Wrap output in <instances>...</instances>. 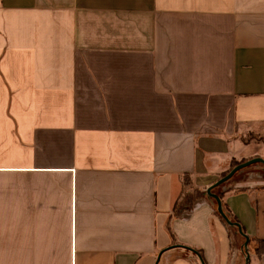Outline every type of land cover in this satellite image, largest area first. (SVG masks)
<instances>
[{
    "label": "crops",
    "instance_id": "obj_1",
    "mask_svg": "<svg viewBox=\"0 0 264 264\" xmlns=\"http://www.w3.org/2000/svg\"><path fill=\"white\" fill-rule=\"evenodd\" d=\"M263 132L264 0H0V264H264Z\"/></svg>",
    "mask_w": 264,
    "mask_h": 264
},
{
    "label": "trees",
    "instance_id": "obj_2",
    "mask_svg": "<svg viewBox=\"0 0 264 264\" xmlns=\"http://www.w3.org/2000/svg\"><path fill=\"white\" fill-rule=\"evenodd\" d=\"M241 162H244V161L243 160L242 161L234 160L233 163H232V167H234L235 165H237L238 163H241ZM229 170L224 172V173H222L221 176L227 174L229 172ZM240 171H238V172H240ZM238 172H236L235 175ZM235 175L233 177H235ZM233 177L231 179H233ZM182 179H183V192H182V194L179 197H177L175 199V201L173 203L172 212H171V219H172V217L173 218L174 217H180L183 214L191 211L192 208L195 205V202L206 195L205 191H203L202 189H200V188H198V187H196L194 185L193 180H192V178H191V176L189 174H184ZM230 180H228V181H230ZM222 185H224V184H221V185H219V186H217L216 188L213 189V192L217 193L220 196V198L223 197V193L220 191V187ZM187 186H190V189L188 191H187V189H185ZM212 201L214 203V212L216 213V215L219 216L228 227H231L220 216V214H219V212L217 210V202H216V200L212 199ZM222 202H223V208H224L225 212L229 215V218L232 221H237L236 218L230 213L227 204L224 201H222ZM233 228L237 230L236 227H233ZM167 229L173 235L170 222L167 224ZM240 237L243 239V242H244L245 241V237H243L242 235ZM253 241L254 240L250 239L249 244H248L249 247L251 245V251H253L255 254H259V253L263 252L264 251V240H259L258 239V240L255 241L256 242L255 244H254ZM198 252L201 255H203L201 251H198ZM195 257L198 259V257L196 255H195Z\"/></svg>",
    "mask_w": 264,
    "mask_h": 264
},
{
    "label": "water",
    "instance_id": "obj_3",
    "mask_svg": "<svg viewBox=\"0 0 264 264\" xmlns=\"http://www.w3.org/2000/svg\"><path fill=\"white\" fill-rule=\"evenodd\" d=\"M255 163L264 164V158H262V157H254L252 159H249V160H246L244 162L238 163L237 165L232 167L227 174L221 176L215 183H213L207 189V193L209 194V196L214 198L216 200V202H217V210H218L220 216L224 219V221L228 225L236 226L238 228L239 233L245 237V242H244V245H243L245 247V249L248 248V244H249V241H250L249 236L244 233V231H243V229H242V227H241L239 222L232 221L229 218V215L225 212V210L223 208L222 199L220 198V196L217 193L213 192V189L216 188L217 186L227 182L228 180H230L235 175V173L238 172L239 170H241V169H243V168H245L247 166H250L252 164H255ZM172 247H183V248H186V249L192 251L193 253H195L199 257L201 264H206L204 258L201 256V254L196 249H193V248L185 246V245H173V246H170V247H168L166 249L161 250L159 252L158 256H157L156 264L159 263L163 252L165 250H167V249L172 248ZM249 262H250V255H249V253H247L246 254V258H245V264H249Z\"/></svg>",
    "mask_w": 264,
    "mask_h": 264
},
{
    "label": "rangeland",
    "instance_id": "obj_4",
    "mask_svg": "<svg viewBox=\"0 0 264 264\" xmlns=\"http://www.w3.org/2000/svg\"><path fill=\"white\" fill-rule=\"evenodd\" d=\"M259 133H257L256 131H251V136H250V138H252V137H256L257 135H258ZM262 134H264V132L262 133ZM237 161H239V160H237ZM249 168H254L255 169V172H257V173H262V172H264V165L263 164H261V163H255V164H253V165H251V166H249ZM247 168H245V170H246ZM185 189H187V191L190 189V186H187ZM220 190H221V188H220ZM214 204V203H213ZM239 237V236H238ZM238 242H239V244H243V239L241 238V237H239V240H238Z\"/></svg>",
    "mask_w": 264,
    "mask_h": 264
}]
</instances>
